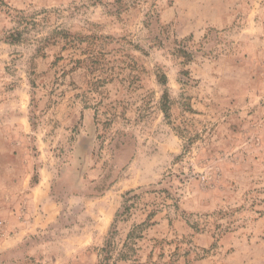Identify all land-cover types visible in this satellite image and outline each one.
<instances>
[{"label": "rangeland", "instance_id": "obj_1", "mask_svg": "<svg viewBox=\"0 0 264 264\" xmlns=\"http://www.w3.org/2000/svg\"><path fill=\"white\" fill-rule=\"evenodd\" d=\"M25 176L0 264H97L111 229L138 236L115 264H264V0H0V178Z\"/></svg>", "mask_w": 264, "mask_h": 264}, {"label": "trees", "instance_id": "obj_2", "mask_svg": "<svg viewBox=\"0 0 264 264\" xmlns=\"http://www.w3.org/2000/svg\"><path fill=\"white\" fill-rule=\"evenodd\" d=\"M131 193H134V195H136L135 189L129 190L124 193L123 204L121 206V209H119L115 213L113 225L117 222L118 217H122L123 215H125V213H128V211L133 206V202L128 203L133 197ZM141 225L143 224H139L137 228L141 227ZM134 229H136V227H134ZM115 233L116 232L114 229H111L108 232L104 244L100 248L99 260L97 264H115L117 261L128 260L134 257V255L136 254L135 238L138 237L136 236V231H129L119 244L115 240Z\"/></svg>", "mask_w": 264, "mask_h": 264}, {"label": "crops", "instance_id": "obj_3", "mask_svg": "<svg viewBox=\"0 0 264 264\" xmlns=\"http://www.w3.org/2000/svg\"><path fill=\"white\" fill-rule=\"evenodd\" d=\"M13 170H15V169H13ZM19 171V170H18ZM21 171V170H20ZM19 172H17V174H18ZM11 176V175H10ZM27 176V175H26ZM24 177V179L22 180L21 179V177L14 183L13 182V184L12 183H10V182H8V183H6V181H3L2 182V179L0 178V197L1 196H3V197H6V196H8L9 195V193H11V192H14V191H19V190H21V188L23 187L24 189H26V187H25V185H26V183L29 181L28 180V178L27 177ZM42 177V176H41ZM3 180H5L4 178H3ZM10 180H11V178H10ZM11 181H13V180H11ZM44 181H47L46 179L45 180H43V179H39V181L37 182V183H33V185L32 186H29V184H28V186H29V191H24L25 192V196H27V197H30V198H32V199H35V200H42L43 199V194H45V192L46 191H44V188L46 187V184H44L43 182ZM22 185V186H21ZM3 187V188H2ZM13 187V188H12ZM28 199V198H27ZM262 220L264 219V216L261 218ZM259 227L260 226H258V228L257 229H255L254 230V233H257V232H260V230H259ZM263 231V232H262ZM261 233L264 235V229L263 230H261ZM234 239H236L237 240V244L240 246V245H242L240 248H238L235 252H233L234 253V255L236 254V255H238L239 257H241L242 259L244 258V259H248V257H249V255H251V249H250V247H249V245H248V243L249 242H246V243H241L240 242V240L239 239H241V238H239L238 239V237H236L235 236V238ZM232 253V254H233Z\"/></svg>", "mask_w": 264, "mask_h": 264}]
</instances>
